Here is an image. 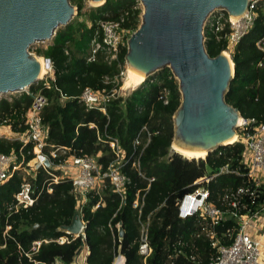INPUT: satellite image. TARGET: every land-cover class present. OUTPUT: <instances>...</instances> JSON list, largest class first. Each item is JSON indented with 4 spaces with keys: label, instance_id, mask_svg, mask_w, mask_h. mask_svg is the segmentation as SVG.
<instances>
[{
    "label": "trees",
    "instance_id": "obj_1",
    "mask_svg": "<svg viewBox=\"0 0 264 264\" xmlns=\"http://www.w3.org/2000/svg\"><path fill=\"white\" fill-rule=\"evenodd\" d=\"M71 2L78 14L57 31L46 48L37 49L38 55L52 62V73L46 77L49 87L40 80L30 86V93L1 98L0 125L24 134L32 94L41 90L48 99L42 118L48 126L49 145L71 148L77 155L97 156L102 171H106L116 159L108 140L117 139L126 155L121 171L129 182L122 194L106 179L98 191L87 194L80 207L72 181L52 183L53 191L48 192L46 184L52 169L41 166L27 171V163L35 156L32 142L23 146L18 138L0 137V152L14 154L17 162L24 160L23 167L0 184V264H54L57 260L70 264L85 244L90 250L87 264H112L119 255L125 257V264H209L217 257L219 245L232 244L242 224L241 216L264 205V183L249 178L240 158L244 142L238 139L219 146L199 159L172 151L173 116L182 95L169 67L148 76L126 97L111 99L106 112L88 108L79 98L86 87L111 91L122 85L127 41L141 24V8L139 0H106L87 11L86 0ZM103 19L120 21L125 31L119 57L112 63L103 53L88 59L98 22ZM227 32L229 27L218 39L216 33L205 29L211 56L228 48ZM263 37L264 3L257 9L252 28L231 52L235 76L226 93L228 103L257 123L264 122V51L257 45ZM237 132L240 134V128ZM138 137L140 144L136 143ZM237 157L239 161H235ZM226 165L230 171H221ZM206 176L211 177L208 182L195 183ZM24 180L31 182L38 199L32 207L9 215L7 206ZM201 186L209 190L208 201L225 212L217 224L212 225L199 212L187 217L179 214L180 200ZM243 187L247 190L239 194V205L234 208L229 195ZM77 212L86 224L85 240L71 236L70 242L59 243L56 239L66 234L64 227L72 223ZM8 224L11 229L5 236ZM144 228L152 248L146 259L139 252ZM37 240L43 242L33 251Z\"/></svg>",
    "mask_w": 264,
    "mask_h": 264
},
{
    "label": "water",
    "instance_id": "obj_2",
    "mask_svg": "<svg viewBox=\"0 0 264 264\" xmlns=\"http://www.w3.org/2000/svg\"><path fill=\"white\" fill-rule=\"evenodd\" d=\"M140 1L142 22L127 41L126 64L145 78L169 67L178 80L182 101L173 116L171 148L176 145L207 155L235 142L243 116L226 100L235 63L225 50L217 56L209 54L204 29L208 17L218 9L233 18L242 17L249 0ZM90 2L102 5L106 0ZM77 14L71 0H0V98L5 93L27 92L42 80L43 57L32 54L30 46L52 40ZM43 59L50 66L51 59ZM82 226L76 213L64 228L79 233Z\"/></svg>",
    "mask_w": 264,
    "mask_h": 264
},
{
    "label": "built area",
    "instance_id": "obj_3",
    "mask_svg": "<svg viewBox=\"0 0 264 264\" xmlns=\"http://www.w3.org/2000/svg\"><path fill=\"white\" fill-rule=\"evenodd\" d=\"M264 3V0H249L248 9L245 14L240 18H233L225 10H215L206 21V28H209L218 35V39L222 31L229 27V32L225 33L228 40V48L226 50L232 52L235 46L240 42L242 37L246 35L252 28L257 17V9ZM98 29L91 42L90 54L88 59L94 60L98 53H103L105 60L109 63L116 61L119 57L121 45L124 42L125 31L121 28V22L116 20H100L98 22ZM258 47L264 51V37L258 42ZM225 50V51H226ZM49 68L52 70V62ZM125 70L121 72L122 78ZM51 74V73H50ZM47 77V76H46ZM45 84L49 87V83L45 79ZM27 93H30L28 90ZM33 100L30 108L26 114L27 131L24 134H19L18 139L23 143V146L28 143L34 144V158L27 164L32 170H37L39 167L50 168L52 172L47 180L46 188L48 192H52V183H58L62 180H70L73 183L74 193L77 196L78 204L80 207L85 203L87 194L90 191H98L104 184L106 179H110L114 189L120 193H125L126 185L129 182V177L124 174L121 169L124 165L123 160L126 155L123 152L117 139L108 140L112 150L116 155L106 171H102V166L99 164L97 156L93 155H77L71 152V148L62 146L55 147L49 145L48 126L44 123L42 112L48 104L47 97L41 90L32 94ZM128 94L123 91V86L114 88L111 91L103 90L97 91L91 87H86L81 95L80 100L90 109H99L106 112L107 103L117 97H126ZM167 102V101H166ZM144 129H147L145 126ZM241 134V135H240ZM239 140L244 142L245 157L242 162L248 170L249 178L260 184L264 183V122L257 123L255 119L244 118L240 125ZM150 138V133L148 140ZM137 144L141 143L138 137ZM46 147L50 149L45 150ZM65 155L64 158H60ZM24 159V158H23ZM59 159V161H56ZM24 160L17 162L14 154L9 155L0 152V184L9 180L17 169L23 167ZM221 171H230L226 165ZM211 177L206 176L198 179L195 183L208 182ZM245 187L237 190L236 193L229 195L230 205L238 207V196L240 193L245 192ZM209 190L205 187H199L195 191L186 194L179 203V214L181 217H187L195 213H200L204 218H208L211 224L219 223L224 217V211L217 207L214 203L208 201ZM38 199L32 184L28 180H24L21 184L20 190L15 194L14 200L8 204L7 211L9 215L19 211L21 208L32 207ZM189 203V204H187ZM264 205L259 210L251 214L241 216L242 224L236 234L232 244L219 245L218 255L209 264H264L263 245L260 239L255 238L248 230L253 227L255 221L263 216ZM237 215V214H235ZM83 221V220H82ZM85 221L79 233H72L65 229L66 234L58 237L56 240L63 244L71 241V236L74 238L81 237L84 241L86 238ZM11 225H7L4 235H9ZM208 231V230H207ZM208 235L214 236L213 231H208ZM48 241V240H44ZM43 240L34 241L32 250L37 251L42 244ZM214 245L217 242L213 243ZM139 252L146 259L152 252V248L148 241V232L144 228L141 235V244ZM29 255V254H28ZM121 255L116 257L113 264L123 263ZM54 264H60L57 260ZM81 264V263H78ZM84 264V263H82Z\"/></svg>",
    "mask_w": 264,
    "mask_h": 264
},
{
    "label": "crops",
    "instance_id": "obj_4",
    "mask_svg": "<svg viewBox=\"0 0 264 264\" xmlns=\"http://www.w3.org/2000/svg\"><path fill=\"white\" fill-rule=\"evenodd\" d=\"M258 45V43H257ZM91 47V45H90ZM3 98V97H1ZM0 98V99H1ZM7 98V97H5ZM11 99V98H9ZM18 133L14 132L10 126H6V125H0V137H5L8 139H14V138H18ZM87 200V199H86ZM86 202V201H85ZM79 205V204H78ZM80 208V207H79ZM79 213V212H77ZM80 214V213H79ZM81 217V214H80ZM82 219V217H81ZM83 220V219H82ZM84 221V220H83ZM251 234L255 237L261 240L262 245H263V252H264V213L263 216L261 218H259L258 221H255V224L253 225V227H250L248 229ZM90 253L89 247L85 244L80 250L79 252L76 254L74 260L72 263L70 264H78V263H84L87 264V257ZM123 257V263L125 261V257L123 255H121ZM116 260V258H115ZM114 260V261H115ZM114 263V262H113ZM112 263V264H113ZM60 264H64L60 261Z\"/></svg>",
    "mask_w": 264,
    "mask_h": 264
},
{
    "label": "rangeland",
    "instance_id": "obj_5",
    "mask_svg": "<svg viewBox=\"0 0 264 264\" xmlns=\"http://www.w3.org/2000/svg\"><path fill=\"white\" fill-rule=\"evenodd\" d=\"M86 6H85V11H87V10H89L90 8H91V6H98L97 4H94V3H91L90 2V0H86ZM139 6H140V8H141V22H142V13H143V10H144V6H143V4L141 3V1L139 0ZM76 16V15H75ZM104 20V19H103ZM205 29H206V25H205ZM204 29V30H205ZM130 37V36H129ZM129 39V38H128ZM52 42V40H49V41H47V42H42V41H39V42H35V43H33L31 46H30V52L32 53V54H34V55H38V53H37V49H39V48H46L50 43ZM230 55H231V52L230 51H228V50H226ZM38 56H41V57H43V58H45L44 56H42V55H38ZM44 60V59H43ZM45 61V60H44ZM127 71H128V66H127V64H126V69H125V73H124V75H123V78H122V86H123V91H125V93H127V94H129V93H131L134 89H136L138 86H140V85H136V86H134L133 87V85L132 86H125V81H126V78H127ZM161 71H162V69H160V70H158L155 74H159V73H161ZM50 73H52V70L50 69V68H48L47 69V72L44 74V75H42L43 77H42V79H45L46 78V76L48 75V74H50ZM146 79V78H145ZM144 79V80H145ZM35 84H37V83H35ZM30 91V90H29ZM22 92H13V93H5V94H3L1 97H7V98H11V97H13V96H15V95H19V94H21ZM238 135H239V133H238ZM238 139H239V137H238ZM237 139V140H238ZM172 151H175L173 148H172ZM176 152V151H175ZM184 156V155H183ZM246 155H245V153H243L242 155H241V157L240 158H242V160H243V158L245 157ZM189 158V157H188ZM240 158H236V160L235 161H239V159ZM196 159H199V158H196ZM241 161V160H240ZM246 166V165H245ZM31 170H32V168H30V169H27V171L28 172H31Z\"/></svg>",
    "mask_w": 264,
    "mask_h": 264
},
{
    "label": "bare ground",
    "instance_id": "obj_6",
    "mask_svg": "<svg viewBox=\"0 0 264 264\" xmlns=\"http://www.w3.org/2000/svg\"><path fill=\"white\" fill-rule=\"evenodd\" d=\"M102 2H98V3H95L97 5H100ZM48 40L46 41H42V42H47ZM225 53L227 55H229V53L227 51H225ZM45 60V59H44ZM43 58H41V62H42V72H41V75L40 77H43L42 75H44L46 72H47V69L49 68V64L47 62V60L44 61ZM145 79V75L131 69V68H128V71H127V78H126V81H125V86H136V85H140ZM235 139H238L236 136L235 138L232 140L234 141ZM173 149L179 153H181L182 155H184L185 157H189V158H202V157H205L206 155V152H202V151H191V150H186V149H182L176 145H173ZM189 204V203H187Z\"/></svg>",
    "mask_w": 264,
    "mask_h": 264
}]
</instances>
